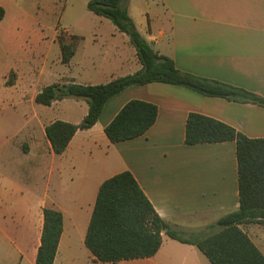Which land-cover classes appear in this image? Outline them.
I'll return each mask as SVG.
<instances>
[{
    "label": "crops",
    "instance_id": "0c3cea01",
    "mask_svg": "<svg viewBox=\"0 0 264 264\" xmlns=\"http://www.w3.org/2000/svg\"><path fill=\"white\" fill-rule=\"evenodd\" d=\"M6 4L7 0H0L4 10ZM128 14L141 35L155 44V51L171 58L180 71L264 98V0H130ZM98 21L95 28L109 27L107 39L100 31L93 34L92 43L102 44L98 55L88 52L87 39L74 30L75 55L64 65L60 51L57 65L63 69L51 84L103 85L142 68L128 36L109 20ZM20 85L10 88L18 90ZM44 87L27 102L21 95L22 103L34 109L23 143L17 145L24 165L20 173L26 175L14 179L8 163L0 166V264H36L45 208L63 215L54 264H105L94 259L85 237L101 185L125 171L132 173L159 216L186 237L209 231L239 209L236 143L186 145V122L189 114L196 113L250 139H264V107L164 83L131 87L109 100L97 124L78 131L66 151L57 155L46 127L58 120L80 124L88 105L73 99L80 109L75 120L64 114L43 119L35 97ZM132 100L156 105V123L144 136L113 144L105 129ZM67 101L41 106L59 111ZM33 176L41 179V189L28 181ZM241 229L264 254V225L247 224ZM117 264L211 262L197 247L164 235L154 257Z\"/></svg>",
    "mask_w": 264,
    "mask_h": 264
},
{
    "label": "trees",
    "instance_id": "16d2710c",
    "mask_svg": "<svg viewBox=\"0 0 264 264\" xmlns=\"http://www.w3.org/2000/svg\"><path fill=\"white\" fill-rule=\"evenodd\" d=\"M130 0H90L87 9L115 23L136 49L142 68L103 85L54 83L44 87L35 102L51 106L64 99L83 100L88 105L84 120L76 125L55 121L45 129L57 155L63 154L74 135L99 121L106 103L128 88L151 83L184 87L200 95L223 98L236 103L264 107V98L229 84L185 73L175 62L159 54L141 35L128 14ZM5 10L0 6V23ZM62 63L69 64L76 52L75 43L59 41ZM156 105L132 100L106 127L113 144L144 136L156 123ZM236 143L240 207L209 227V231L184 236L163 220L132 173L125 171L101 185L85 237V245L96 261L117 264L121 261L154 257L161 249L163 236L197 247L211 264H264V254L241 229L247 224L264 225V139H250L235 128L196 113L186 122V145ZM63 233V215L53 208L44 209V227L36 264H54Z\"/></svg>",
    "mask_w": 264,
    "mask_h": 264
},
{
    "label": "rangeland",
    "instance_id": "374dc122",
    "mask_svg": "<svg viewBox=\"0 0 264 264\" xmlns=\"http://www.w3.org/2000/svg\"><path fill=\"white\" fill-rule=\"evenodd\" d=\"M85 3L86 0H7L6 16L0 24V166L8 163L14 170V179L26 175L20 173L24 165L17 145L26 135V124L34 112L32 104L22 103L21 95L27 102L34 91L58 79L63 69L57 65L59 41L75 43L74 30L87 39L88 52L93 56L98 55L102 45L92 43L93 34L100 31L102 39L109 38V27L95 28L100 17L91 13ZM16 84H21L20 89L10 88ZM67 102L59 111L38 105L42 118L64 114L77 119L80 109L73 99ZM39 128L42 130V126ZM28 181L41 189L39 176Z\"/></svg>",
    "mask_w": 264,
    "mask_h": 264
},
{
    "label": "water",
    "instance_id": "95a60500",
    "mask_svg": "<svg viewBox=\"0 0 264 264\" xmlns=\"http://www.w3.org/2000/svg\"><path fill=\"white\" fill-rule=\"evenodd\" d=\"M112 24H114V25H115V23H114V22H112ZM150 44H151V46H152V47H154V45H155L154 43H150Z\"/></svg>",
    "mask_w": 264,
    "mask_h": 264
}]
</instances>
